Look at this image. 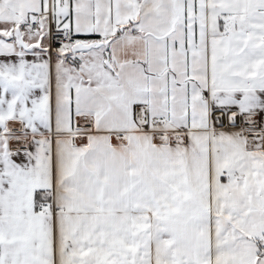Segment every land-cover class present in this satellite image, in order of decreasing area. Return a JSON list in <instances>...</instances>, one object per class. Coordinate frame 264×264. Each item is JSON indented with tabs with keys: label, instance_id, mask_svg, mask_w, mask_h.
Here are the masks:
<instances>
[{
	"label": "snow or ice",
	"instance_id": "obj_1",
	"mask_svg": "<svg viewBox=\"0 0 264 264\" xmlns=\"http://www.w3.org/2000/svg\"><path fill=\"white\" fill-rule=\"evenodd\" d=\"M0 264H264V0H0Z\"/></svg>",
	"mask_w": 264,
	"mask_h": 264
}]
</instances>
